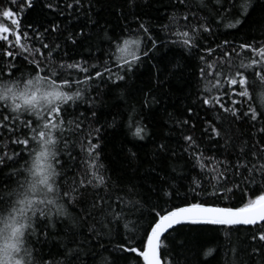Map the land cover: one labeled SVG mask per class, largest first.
Returning <instances> with one entry per match:
<instances>
[{"label": "snow or ice", "instance_id": "1", "mask_svg": "<svg viewBox=\"0 0 264 264\" xmlns=\"http://www.w3.org/2000/svg\"><path fill=\"white\" fill-rule=\"evenodd\" d=\"M209 258L264 264V0H0V264Z\"/></svg>", "mask_w": 264, "mask_h": 264}, {"label": "trees", "instance_id": "2", "mask_svg": "<svg viewBox=\"0 0 264 264\" xmlns=\"http://www.w3.org/2000/svg\"><path fill=\"white\" fill-rule=\"evenodd\" d=\"M31 19H32V15H29L27 17V20L25 21V23H27V21L31 20ZM242 35H244V34L243 33H238L235 38L239 39ZM181 103H182V99H181ZM169 110L171 111L172 109L170 108ZM151 147H152V145L148 144L146 146V148L142 150L141 154L144 155L145 153L150 152L151 151ZM108 152L111 153V148L110 147L108 149ZM199 239H200L201 244H203L205 246V251H207L208 249L215 248V246H216L215 234L213 232H211V231H205L199 237ZM209 260H210V264H215V261H212L211 258H209Z\"/></svg>", "mask_w": 264, "mask_h": 264}]
</instances>
